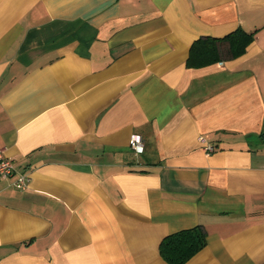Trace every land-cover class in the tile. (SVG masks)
Listing matches in <instances>:
<instances>
[{
    "label": "crops",
    "instance_id": "1",
    "mask_svg": "<svg viewBox=\"0 0 264 264\" xmlns=\"http://www.w3.org/2000/svg\"><path fill=\"white\" fill-rule=\"evenodd\" d=\"M0 147V264H169L196 225L184 264H264V0H0Z\"/></svg>",
    "mask_w": 264,
    "mask_h": 264
},
{
    "label": "trees",
    "instance_id": "2",
    "mask_svg": "<svg viewBox=\"0 0 264 264\" xmlns=\"http://www.w3.org/2000/svg\"><path fill=\"white\" fill-rule=\"evenodd\" d=\"M253 33L237 29L222 38L201 37L190 46L188 62L204 65L221 58L219 43L227 42L225 53L230 57L241 55L252 40ZM205 230L201 225L181 229L165 235L159 243V253L169 264H184L204 247Z\"/></svg>",
    "mask_w": 264,
    "mask_h": 264
},
{
    "label": "built area",
    "instance_id": "3",
    "mask_svg": "<svg viewBox=\"0 0 264 264\" xmlns=\"http://www.w3.org/2000/svg\"><path fill=\"white\" fill-rule=\"evenodd\" d=\"M199 140L203 142V149L210 153L214 150V145L205 141L203 136H199ZM129 143L131 148L140 153L143 151V141L142 137L138 133H133L130 136ZM8 177H13V185L16 188L23 189L27 185L28 175L25 172H21L17 169L14 164V161L5 156L2 148L0 147V179H5Z\"/></svg>",
    "mask_w": 264,
    "mask_h": 264
}]
</instances>
